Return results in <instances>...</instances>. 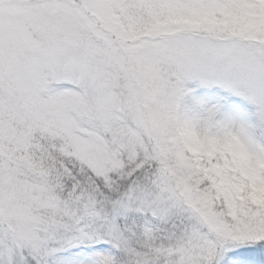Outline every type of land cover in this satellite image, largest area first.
<instances>
[{
    "label": "snow or ice",
    "instance_id": "snow-or-ice-1",
    "mask_svg": "<svg viewBox=\"0 0 264 264\" xmlns=\"http://www.w3.org/2000/svg\"><path fill=\"white\" fill-rule=\"evenodd\" d=\"M0 264H264V0H0Z\"/></svg>",
    "mask_w": 264,
    "mask_h": 264
}]
</instances>
